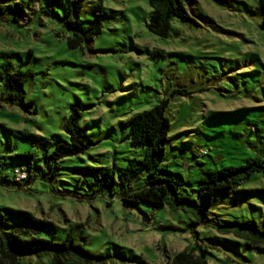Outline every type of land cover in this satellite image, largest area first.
Segmentation results:
<instances>
[{
	"label": "rangeland",
	"instance_id": "rangeland-1",
	"mask_svg": "<svg viewBox=\"0 0 264 264\" xmlns=\"http://www.w3.org/2000/svg\"><path fill=\"white\" fill-rule=\"evenodd\" d=\"M183 2L195 23L173 17L167 38L149 31V0H103L101 16L96 0L1 4L0 66L33 77L17 91L23 98L14 105L2 102L7 89L0 80V182L13 180L15 168L28 171L19 157L28 153L36 159V177L25 187L0 186V233L18 221L9 210H18L47 223L42 238L61 242L72 236L94 254L109 255L106 264H169L193 249L206 251L208 264H264V249L220 232V226L251 220L264 229L263 172L242 184L256 191L252 194L217 193L204 224L194 209L125 205L99 192L91 184L94 176L81 171L112 168L118 194L128 161L145 154L127 138L126 124L164 100L170 131L157 173L178 179L183 195L198 201L201 171L264 162V15L258 0ZM76 11L81 30L97 20L103 27L83 49L67 44L74 34L67 20ZM74 103L84 107L79 124L92 144L84 154L60 161L53 174L35 141L50 142V150L68 142L66 122ZM147 186L144 174L130 188ZM25 262L51 264V259Z\"/></svg>",
	"mask_w": 264,
	"mask_h": 264
},
{
	"label": "trees",
	"instance_id": "trees-1",
	"mask_svg": "<svg viewBox=\"0 0 264 264\" xmlns=\"http://www.w3.org/2000/svg\"><path fill=\"white\" fill-rule=\"evenodd\" d=\"M11 0H0V16L3 15V7ZM97 12L99 16L104 15L102 10L103 0H96ZM264 15V0H258ZM152 14L149 19V31L160 38H167L170 30V23L173 17L179 18L183 22H192L183 0H149ZM68 15V13L66 14ZM107 18L113 16L106 14ZM67 25L74 30L73 37L67 39V44L71 49H83L91 44L94 39L102 34V23L100 20L90 22L86 30L79 28L78 12H75L73 19L67 20ZM264 27V19H263ZM10 65L0 66V80L5 82L7 95L2 102L14 105L23 98L22 93L17 92L23 89L24 84L29 81L33 74L18 71L10 73ZM168 100L162 101L149 111L140 113L131 118L126 125L130 131L127 138L135 147H144L145 154L142 160L131 159L120 174L121 190L115 192L116 174L110 167L88 166L81 169L85 174L94 176L92 185L99 186V192L109 194L113 199L120 198L125 205H137L145 202L152 206L154 210H159L168 205L173 210L189 211L194 209L199 220L204 224H209L208 211L217 193L224 191H234L237 194H252L256 191L241 189L244 181L255 173H264V162L261 160H248L240 167H227L217 171L200 172V188L197 192L198 201H194L183 195L182 183L176 178H163L158 175L161 161L165 156L168 134L170 131L169 120L165 116ZM84 107L80 103L71 104L69 116L66 122V129L69 134V141L58 144L50 150L51 143L36 139V144L44 152L42 161L45 169L51 170L53 174L59 170L58 163L66 158L77 157L84 154L92 144L88 139V134L79 124ZM205 154V153H204ZM27 166L23 170L27 177L17 181L4 179L0 182L1 187L7 188L9 184L18 187L31 185L35 180L34 162L36 161L32 153L19 156ZM144 174L148 178V186L139 190H132L130 185L140 179ZM72 197L71 195H64ZM78 199L77 196H73ZM193 211V210H192ZM10 214L18 219L7 229L0 233V264H27L26 258L50 257L51 264H106L110 259L109 255H98L88 250L83 244L76 242L75 238L68 236L61 242L53 239L42 238L41 234L47 223L36 219L32 214L24 211L9 210ZM220 232L228 235L232 233L235 237L246 239L250 245L258 249H264V229H261L256 221H245L236 223L231 228H223ZM197 245L200 246L198 234ZM169 264H208L206 251L199 254L197 249L178 253Z\"/></svg>",
	"mask_w": 264,
	"mask_h": 264
},
{
	"label": "built area",
	"instance_id": "built-area-1",
	"mask_svg": "<svg viewBox=\"0 0 264 264\" xmlns=\"http://www.w3.org/2000/svg\"><path fill=\"white\" fill-rule=\"evenodd\" d=\"M14 176H15V178H16L17 181L24 180L27 177L26 173L23 172V170L20 169V168H16L14 170Z\"/></svg>",
	"mask_w": 264,
	"mask_h": 264
}]
</instances>
